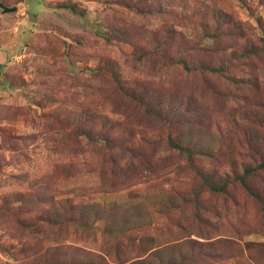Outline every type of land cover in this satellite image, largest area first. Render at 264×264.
I'll use <instances>...</instances> for the list:
<instances>
[{"label":"rangeland","instance_id":"obj_1","mask_svg":"<svg viewBox=\"0 0 264 264\" xmlns=\"http://www.w3.org/2000/svg\"><path fill=\"white\" fill-rule=\"evenodd\" d=\"M261 163L264 0H0V264H264Z\"/></svg>","mask_w":264,"mask_h":264},{"label":"trees","instance_id":"obj_2","mask_svg":"<svg viewBox=\"0 0 264 264\" xmlns=\"http://www.w3.org/2000/svg\"><path fill=\"white\" fill-rule=\"evenodd\" d=\"M258 167L261 168V169H263V168H264V163L259 164ZM258 167H257V168H258ZM254 168H255V167H254ZM255 169H256V168H255ZM253 170H254V169L246 168V169H245V175H247V174L250 173V172H253ZM241 180H242V182L246 183V181L244 180V177H241Z\"/></svg>","mask_w":264,"mask_h":264},{"label":"water","instance_id":"obj_3","mask_svg":"<svg viewBox=\"0 0 264 264\" xmlns=\"http://www.w3.org/2000/svg\"><path fill=\"white\" fill-rule=\"evenodd\" d=\"M1 7H2V10L4 12H9V11H15L16 10V7H6L4 5H1Z\"/></svg>","mask_w":264,"mask_h":264}]
</instances>
